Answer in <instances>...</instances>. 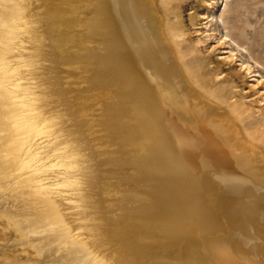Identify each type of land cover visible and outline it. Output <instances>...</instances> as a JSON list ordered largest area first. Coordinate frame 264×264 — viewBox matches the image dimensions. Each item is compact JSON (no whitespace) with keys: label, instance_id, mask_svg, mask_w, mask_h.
I'll use <instances>...</instances> for the list:
<instances>
[{"label":"bare ground","instance_id":"6f19581e","mask_svg":"<svg viewBox=\"0 0 264 264\" xmlns=\"http://www.w3.org/2000/svg\"><path fill=\"white\" fill-rule=\"evenodd\" d=\"M176 1L101 0L96 12L100 28L94 32L96 38L91 35L88 39L95 45L88 55L97 52V58L82 54L76 57L80 65L74 63L75 67L81 76L84 69L92 80H98V87L106 83L121 95L115 98L117 108L113 121L108 118V128L115 148L121 146L120 140L127 145L131 159L127 163L136 165L137 158L145 165V173L165 178L166 186L176 181L183 212L196 227L194 238L205 247L198 258L192 241L186 242L176 254L177 264H233L226 258L224 235L213 216L230 204L242 207V264H264V131L238 97L227 88L213 89L215 79H207L209 70L203 71L194 55L202 40L195 43L190 39L174 11ZM203 1L208 12L202 18L208 19L213 3ZM23 9L20 22L24 45L14 47L17 53L7 62L11 77L0 82L22 109L16 121L17 130L23 132L19 160L24 169L31 170L35 189L51 196L58 205L71 230L87 232L98 252L106 255L107 244L97 224L91 191L93 165L70 129L53 83L46 44V16L53 8L49 0H25ZM210 39L218 46L223 44L222 40ZM225 54V60L234 62L233 51ZM237 70L245 77L254 73L244 61ZM229 78L224 81L229 82ZM253 81L252 90L261 100V81ZM100 105L96 103L98 113ZM123 246L119 249L125 253L118 252L132 255H126V264H148L136 260L129 244Z\"/></svg>","mask_w":264,"mask_h":264},{"label":"rangeland","instance_id":"374dc122","mask_svg":"<svg viewBox=\"0 0 264 264\" xmlns=\"http://www.w3.org/2000/svg\"><path fill=\"white\" fill-rule=\"evenodd\" d=\"M24 1L0 0V82H7L11 77L7 62L17 53L14 47L24 45L20 22L25 14ZM100 1L49 0L53 9L46 16V44L51 55L53 83L64 114L70 120L74 137L93 165L91 191L97 224L107 244L106 255L98 252L97 244L87 232L71 230L51 196L35 189L31 170L24 169L19 160L23 132L17 130L16 121L22 109L0 84V264H117L118 261L126 264L125 257L130 254L126 252L122 256L125 252L120 249L127 244L139 263L177 264L176 254L189 241H192L198 258L202 256L204 244L194 238L196 227L188 213L183 212V201L177 198L176 181H170L166 186L165 178L145 173V165L137 158L134 160L137 166L127 163L131 160L130 152L121 140V146L115 148L112 145L110 139L113 137L108 127L117 108L115 98L121 95L106 83L98 87V80H92L84 69L81 76L75 67L76 63L80 65L76 57H82V54L89 57L88 51L95 47L88 39L91 35L92 39L96 38L94 32L100 28L96 14ZM208 1L213 3L208 19L202 18L208 12L203 0H177L174 11L187 28L190 39L195 43L202 40L194 55L203 71L209 70L207 79H215L213 89L227 88L228 93L238 97L250 110L255 119L253 122L261 125L264 131V0ZM225 36H228L226 40ZM210 38L222 40L223 44L218 46L217 41ZM228 51L234 52L232 63L224 59ZM96 53L89 58L95 60ZM70 60L72 65H69ZM242 61L252 68L251 76L258 77L238 75V65ZM220 72L223 75L218 79ZM226 77H230L229 82L224 81ZM255 79L261 81V100L251 87L256 83ZM253 99L256 101L251 103ZM96 103L102 104L99 113ZM213 216L216 227L224 235L226 258L233 264H242V207L230 204ZM80 236L82 240L78 238Z\"/></svg>","mask_w":264,"mask_h":264}]
</instances>
